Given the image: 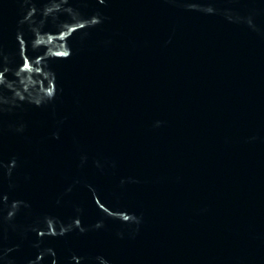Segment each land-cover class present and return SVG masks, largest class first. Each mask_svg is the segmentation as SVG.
I'll return each instance as SVG.
<instances>
[{
	"label": "water",
	"instance_id": "1",
	"mask_svg": "<svg viewBox=\"0 0 264 264\" xmlns=\"http://www.w3.org/2000/svg\"><path fill=\"white\" fill-rule=\"evenodd\" d=\"M0 264H264V0H0Z\"/></svg>",
	"mask_w": 264,
	"mask_h": 264
}]
</instances>
